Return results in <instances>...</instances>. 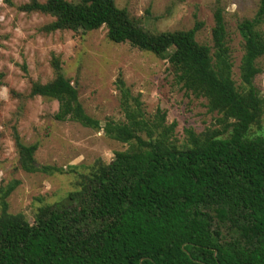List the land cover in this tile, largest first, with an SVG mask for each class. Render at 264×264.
I'll return each mask as SVG.
<instances>
[{
    "label": "trees",
    "instance_id": "trees-1",
    "mask_svg": "<svg viewBox=\"0 0 264 264\" xmlns=\"http://www.w3.org/2000/svg\"><path fill=\"white\" fill-rule=\"evenodd\" d=\"M20 10L52 17L46 33L105 28L113 44L164 57L175 84L206 101L217 127L198 134L185 128L177 142L176 124H167L160 109L147 115L121 74L114 85L122 120L100 127L52 57L54 78L32 83L30 96L56 101L54 120L102 131L127 148L79 175L78 190L38 208L32 223L8 213L7 198L19 181L0 186V264H264V137L251 133L264 126V96L254 85L264 57V0L237 24L239 85L218 6L211 47L195 40L200 22L151 33L115 0H29ZM13 142L18 170H58L38 167V145L23 144L15 131Z\"/></svg>",
    "mask_w": 264,
    "mask_h": 264
},
{
    "label": "rangeland",
    "instance_id": "rangeland-1",
    "mask_svg": "<svg viewBox=\"0 0 264 264\" xmlns=\"http://www.w3.org/2000/svg\"><path fill=\"white\" fill-rule=\"evenodd\" d=\"M28 2L0 0V186L19 181L7 198L8 213L20 214L32 223L38 208L56 204L78 190L79 175L90 173L97 162H111L115 152L127 148L106 138L102 131L72 121L54 120L56 101L30 96L32 83L45 84L54 78L52 57L59 60L62 75L76 88L85 113L98 120L100 127L108 119L122 120L114 85L118 74L132 95H139L147 115L160 109L165 113L167 124H176L177 142H183L185 128L198 134L206 128L217 127L216 114L208 112L206 101L185 93L175 84L172 69L164 57L139 51L127 43L113 44L107 40L105 28L46 33L42 28L54 19L20 10ZM258 2L115 0V5L125 9L151 33L189 30L196 21L200 22L202 26L195 40L209 47L212 46L213 11L216 6L220 7L233 63L232 78L239 85L243 41L237 24L254 16ZM258 65L261 73L254 85L264 96V57ZM14 131L23 144L38 145L34 155L38 167L58 170L32 174L18 170ZM251 133L264 137V126L261 130L253 127Z\"/></svg>",
    "mask_w": 264,
    "mask_h": 264
}]
</instances>
